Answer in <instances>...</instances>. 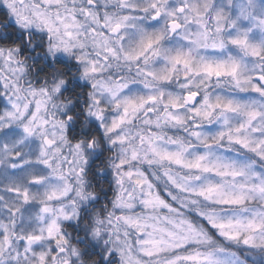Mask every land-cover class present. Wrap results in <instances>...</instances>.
Here are the masks:
<instances>
[{"label": "snow or ice", "instance_id": "obj_1", "mask_svg": "<svg viewBox=\"0 0 264 264\" xmlns=\"http://www.w3.org/2000/svg\"><path fill=\"white\" fill-rule=\"evenodd\" d=\"M0 264H264V0H0Z\"/></svg>", "mask_w": 264, "mask_h": 264}]
</instances>
